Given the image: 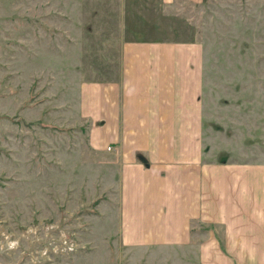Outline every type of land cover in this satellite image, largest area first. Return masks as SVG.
Masks as SVG:
<instances>
[{
  "label": "rangeland",
  "instance_id": "1",
  "mask_svg": "<svg viewBox=\"0 0 264 264\" xmlns=\"http://www.w3.org/2000/svg\"><path fill=\"white\" fill-rule=\"evenodd\" d=\"M163 42L200 47L205 249L123 242L121 159L92 145L112 123L81 107L82 85L122 77L127 47ZM258 194L264 0H0V264H264V247L224 239L235 219L264 223Z\"/></svg>",
  "mask_w": 264,
  "mask_h": 264
},
{
  "label": "crops",
  "instance_id": "2",
  "mask_svg": "<svg viewBox=\"0 0 264 264\" xmlns=\"http://www.w3.org/2000/svg\"><path fill=\"white\" fill-rule=\"evenodd\" d=\"M139 44L125 49L126 65L120 79L81 87L83 112L93 117L89 110L93 105L100 121L105 118L112 123L104 144L99 133L104 123L95 122L91 144L97 150L106 146L117 161L121 159V239L141 245L194 241L205 249V236H191L193 222L199 227L206 223L198 224L200 211L195 210L200 196L196 188L205 106L203 67L197 60L200 47L195 43ZM90 93L97 96L95 100ZM138 151L147 156L148 166L137 160ZM253 200L256 209L264 205L263 198ZM250 222L235 219L228 224L225 242L235 248L264 247V223Z\"/></svg>",
  "mask_w": 264,
  "mask_h": 264
},
{
  "label": "trees",
  "instance_id": "3",
  "mask_svg": "<svg viewBox=\"0 0 264 264\" xmlns=\"http://www.w3.org/2000/svg\"><path fill=\"white\" fill-rule=\"evenodd\" d=\"M140 159H141L142 163H144L146 166L149 165V160H148V158L146 156L142 155L140 157Z\"/></svg>",
  "mask_w": 264,
  "mask_h": 264
},
{
  "label": "built area",
  "instance_id": "4",
  "mask_svg": "<svg viewBox=\"0 0 264 264\" xmlns=\"http://www.w3.org/2000/svg\"><path fill=\"white\" fill-rule=\"evenodd\" d=\"M111 148V146H108V149H110Z\"/></svg>",
  "mask_w": 264,
  "mask_h": 264
}]
</instances>
